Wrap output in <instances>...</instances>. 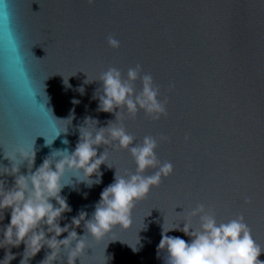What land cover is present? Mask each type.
Masks as SVG:
<instances>
[{"label": "water", "instance_id": "1", "mask_svg": "<svg viewBox=\"0 0 264 264\" xmlns=\"http://www.w3.org/2000/svg\"><path fill=\"white\" fill-rule=\"evenodd\" d=\"M109 35L119 48L108 46ZM137 64L141 75H152L158 99L167 98L168 115L153 121L138 111L122 123L135 137L130 147L145 136L167 137L156 155L173 172L135 203L127 229L117 225L100 240L86 235L84 222L115 174L136 173L133 158L127 149L101 145L97 157L106 151L107 158L100 176L91 177L100 183L88 187L65 173L61 182L69 185L60 195L71 211L59 224L87 213L75 228L85 236L82 264H165L162 226L182 228L197 204L211 208L217 223L243 215L264 249V0H0V165L11 167L5 154L34 147V172L53 151H74L85 119L97 121V129L115 122L119 109L98 110V78L114 67L126 79ZM134 87L140 91L139 79ZM26 165L20 175L29 174ZM0 179L13 183L11 176ZM9 220L10 209L0 220V264L6 252L15 256L9 264H20L25 245L5 248L2 240ZM190 223L198 228L199 218ZM166 235L190 242L180 231ZM49 252L45 246L25 264H41ZM53 264H66L65 250Z\"/></svg>", "mask_w": 264, "mask_h": 264}, {"label": "clouds", "instance_id": "2", "mask_svg": "<svg viewBox=\"0 0 264 264\" xmlns=\"http://www.w3.org/2000/svg\"><path fill=\"white\" fill-rule=\"evenodd\" d=\"M87 2L91 5L94 0ZM107 44L112 49L120 46L119 41L111 35L107 37ZM141 71V65L137 64L128 69L125 79L120 70L109 67L99 76L101 88L97 93L102 94L94 97L99 101L98 110L105 113H113L116 109L119 111H115V122L109 121L107 127L99 129L95 127L97 121L85 119V126L79 128V140L71 153L67 149L53 151L34 172V147L28 150L18 148L10 156L5 154L11 167L0 165V175L13 177V183L6 187V181L0 179V220L3 219V212L10 209V220L2 229V240L6 242L5 248L18 247L21 243L25 245L20 264H25L26 260L34 257L45 246L50 252L41 264H53L62 249L66 252V264H75L77 259L82 264L85 236L78 238L75 228L85 221L87 213L80 212L72 218L70 224L60 226L62 214L71 211L66 198L60 195L69 184L61 181L65 173H71L77 182H83L88 187L100 183L99 179H91L93 175L100 176L99 168L107 158L106 151L97 157L99 146L111 144L113 150L127 149L135 162L136 173L127 178L115 174L114 182L101 192L92 217L84 222L86 235L95 240L102 239L117 225L127 229L131 224V211L135 203L145 198L151 187H158L162 178L172 174L173 165L170 162L161 164L156 155L158 141L164 142L167 137L145 136L142 142L130 147L135 137L126 132L122 123L125 116L134 118L138 111H143L153 121L168 115L167 98L158 99L160 89L152 75H141ZM137 79L141 83L139 92L134 87ZM91 81L87 79L86 83ZM174 86L173 83L169 84V88ZM90 122L94 126L92 130L89 129ZM184 139L187 142L189 136L186 135ZM62 143L67 144L68 141L63 140ZM25 161L29 174L20 175L19 165ZM149 168L157 170L145 176L144 172ZM52 200L56 206L50 202ZM244 203L249 204L251 201L245 199ZM194 217L199 218L198 228L190 223ZM162 228L158 249L167 252L165 264H264V261L258 259L264 249L253 239L243 215H236L226 223H217L211 208L206 210L205 205L197 204L187 214L182 228ZM169 231L182 232L190 237V242L178 236L166 235ZM63 233H67V236L58 239ZM28 252L31 255H26ZM14 258L13 254L6 252L2 264L4 261L9 264Z\"/></svg>", "mask_w": 264, "mask_h": 264}]
</instances>
